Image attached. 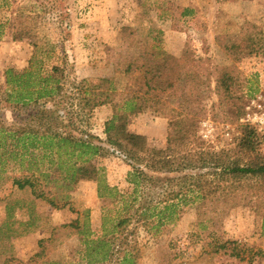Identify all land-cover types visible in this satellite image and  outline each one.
Returning <instances> with one entry per match:
<instances>
[{
    "label": "rangeland",
    "instance_id": "1",
    "mask_svg": "<svg viewBox=\"0 0 264 264\" xmlns=\"http://www.w3.org/2000/svg\"><path fill=\"white\" fill-rule=\"evenodd\" d=\"M249 36L264 38V0H0V100L7 91L5 73L26 69L30 60L42 61L45 68L65 61L70 80L110 78L124 90L128 80L119 65L121 55L147 48L181 58L188 50L211 72L199 136L220 150L239 135V124L264 136V52L247 50L237 62L226 50L232 42H249ZM223 68L235 80L229 94L217 90ZM238 113L240 123H228ZM16 114L21 119L19 111L0 103L2 121L11 124ZM112 116L110 105L97 108L89 121L92 134L105 140ZM127 128L145 136L151 148H166L168 120L152 111L131 116ZM23 145L0 134V264H97L92 241L103 238L117 217L128 216L127 206H137L131 166L106 152L91 162L101 182L81 180L55 190L42 181L38 190L56 199L60 208H54L32 189L14 184L16 178L54 174L50 151L34 149L27 141V149ZM111 189L115 197L106 196ZM192 200L189 195L176 201L174 219L156 236L138 225L130 238L132 246L133 240L137 244L136 264H264V197L230 209L210 237ZM215 238L226 242L224 249Z\"/></svg>",
    "mask_w": 264,
    "mask_h": 264
},
{
    "label": "trees",
    "instance_id": "2",
    "mask_svg": "<svg viewBox=\"0 0 264 264\" xmlns=\"http://www.w3.org/2000/svg\"><path fill=\"white\" fill-rule=\"evenodd\" d=\"M42 10L49 9L43 6ZM226 50L238 62L247 50L250 54L264 52V38L249 36V42H232ZM31 61L22 71L9 69L5 73L7 91L0 103L19 111L22 117L16 114L11 124L0 119V134L13 144L23 142L25 149L27 141L34 149L50 151L54 174L16 178L14 184L21 190L32 189L37 199L60 208L56 199L38 190L42 181L55 190L81 180L101 182L100 171L91 162L106 152L125 159L133 171L130 181L137 206H127L128 216L117 217L103 238L92 241L95 247L91 252L97 253L95 259L100 257L93 262L136 264L137 244L133 240L134 248L130 238L136 235L138 225L156 236L173 218L176 201L182 202L189 195L197 205L199 224L209 237L220 229L221 219L230 209L264 197V136L255 127L239 124V135L220 150L199 136L200 123L207 117L202 100L210 89L211 72L192 52L187 50L176 58L144 48L121 55L119 65L128 80L124 90L110 78L70 80L65 61L51 68H45L42 61ZM218 77L217 90L232 92L235 80L228 69L218 71ZM106 105L112 107L113 116L105 125L106 139L102 140L92 134L89 121L97 108ZM232 107L241 113L240 107ZM147 110L168 120L166 148H151L145 136L128 131L131 116ZM240 113L228 123H240ZM26 153L32 156L29 149ZM60 179L67 186L60 185ZM115 195L113 189L106 193L108 197ZM133 224L135 228L129 231ZM215 240L219 249L225 248L226 242Z\"/></svg>",
    "mask_w": 264,
    "mask_h": 264
}]
</instances>
